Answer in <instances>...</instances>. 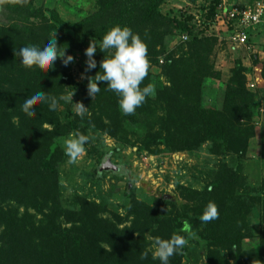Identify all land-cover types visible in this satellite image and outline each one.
<instances>
[{"label": "trees", "instance_id": "trees-1", "mask_svg": "<svg viewBox=\"0 0 264 264\" xmlns=\"http://www.w3.org/2000/svg\"><path fill=\"white\" fill-rule=\"evenodd\" d=\"M92 1L94 8L89 14L69 21L55 8L38 6L36 0H0L7 19L0 23V264H160L149 248L154 238L169 239L173 234L188 238V233L181 231L185 221L199 237L188 239V243L196 242L206 250L205 264H264V233L255 247L242 250L247 229L237 209L236 194L246 187L239 161L253 136L250 127L242 124V120L249 121L254 101L245 86V68L235 62L221 106L207 108L202 105L203 84L219 78L211 60L217 38L196 31L195 15L164 14L161 8L169 0ZM187 1L201 6L206 18H214L222 2ZM117 24L130 27L148 45L150 69L141 87L151 84L154 92L135 114L121 112L118 98L106 89V82L99 84L98 94L84 99L88 109L83 117L74 113L67 123L60 120L57 108L50 111L47 103L33 102L36 113L32 116L21 111L24 99L34 91L48 92L59 103L72 79L61 59L58 68L55 64L45 72L23 66L15 51L42 44L55 33L58 46L66 49L65 56L94 40L97 67L90 72L85 71L86 65L81 69L88 88V77L103 73L100 62L108 56L99 50V42ZM263 29L261 25L256 32ZM176 33L179 40L187 37L180 41L186 51L181 50L178 56L166 50ZM254 34H248L250 43H254ZM160 58L163 64H159ZM154 67L159 69L156 84ZM261 78L264 81V63ZM137 126L144 127L138 145L147 154L154 155L160 147L171 154L193 152L208 143L212 155H233L237 165L232 168L221 163L202 190L177 186L182 203L163 196L147 205L128 192L125 216L110 214L82 198H78L76 211L63 209L58 202V167L64 153L56 140L78 130L87 136L98 132L122 146H135L127 129ZM90 143L89 139L86 147L102 159ZM209 201L217 204L219 219L203 224L199 217ZM144 252L148 255L142 260ZM186 252L187 245L182 254L170 258V264H182Z\"/></svg>", "mask_w": 264, "mask_h": 264}, {"label": "rangeland", "instance_id": "rangeland-1", "mask_svg": "<svg viewBox=\"0 0 264 264\" xmlns=\"http://www.w3.org/2000/svg\"><path fill=\"white\" fill-rule=\"evenodd\" d=\"M222 7L229 9L243 6L249 0H221ZM38 6L48 9L55 8L64 20L77 21L89 14L94 4L92 0H36ZM187 0H169L163 5L164 14L177 12L196 15V31L209 38H217L211 53V60L219 78L207 80L203 84L202 105L207 108L220 107L223 92L230 71L238 61L245 68V86L253 94V105L249 121L242 120V124L250 127L252 138L249 141L245 157L239 161L240 173L246 187L237 192L240 210L245 220L246 238L242 241V250L249 251L258 243L259 236L264 233V81L261 78V68L264 63V29L255 32L252 42L254 48H233L227 43L225 21H217L220 15L206 18L201 6L193 7ZM192 8V9H191ZM189 9V10H188ZM207 10V8H206ZM4 10L0 3V23H7ZM264 25V24H263ZM222 26V27H221ZM225 33V34H224ZM178 33L168 41L166 50L179 55L186 51L179 40ZM88 43L82 50L75 52L74 59L65 68L72 79L66 84L59 98L57 112L60 120L67 123L72 114H77L75 104H83L90 96L85 87V79L81 76V69L86 65L88 57L85 55ZM183 48V49H182ZM60 58L55 62L59 67ZM158 68H153V82L156 84ZM74 93V94H73ZM73 94V96H72ZM72 97V99H71ZM139 128V130H138ZM128 139L135 146L120 144L110 137L98 132H89L92 147L103 155L99 158L89 151L82 154L75 164L68 163L64 154L62 163L58 167V202L65 210L76 211L78 198L94 202L110 214L125 216L128 207L127 193L133 194L136 200L152 205L159 197L178 200L177 186L202 190L209 184L221 163L228 167H236L233 155L217 157L210 153V145L204 143L193 152L168 153L160 147L154 154H147L139 149V139L144 127H129ZM73 133V132H72ZM71 134V133H70ZM69 135L56 140L64 153V140ZM108 158L110 168L103 166L104 158ZM175 197V198H174ZM106 215V214H105ZM124 225L120 226L122 228ZM243 232V230H242ZM151 241V239H148ZM154 252L153 246L149 247ZM206 250L196 242L187 244L186 257L182 264H205Z\"/></svg>", "mask_w": 264, "mask_h": 264}, {"label": "clouds", "instance_id": "clouds-1", "mask_svg": "<svg viewBox=\"0 0 264 264\" xmlns=\"http://www.w3.org/2000/svg\"><path fill=\"white\" fill-rule=\"evenodd\" d=\"M99 50L103 53L108 52V56H104L100 62V69L103 70V73L98 74V72L94 77H88L89 95L94 97L98 94L101 91L99 84L106 82V89L117 96L118 107L121 112L124 115L135 114L136 109L141 107L154 92L151 84L141 87L150 69L148 45L130 27L117 24L103 36L102 41L99 42ZM96 51L97 43L93 40L85 51V55L88 57L86 72L97 67L94 59ZM65 52L66 49L61 50V46H58L55 33L51 38L45 39L42 44L20 47L18 51L14 52V55L20 58V63L23 66L27 68L35 66L47 72L54 69L58 58L62 60L65 67L73 61L72 56L65 58ZM33 102L47 103L50 111L56 110L58 105L57 97L40 90L32 92L24 99L20 106L21 111L29 116L35 115L36 109L32 107ZM75 105L77 106V114L83 117L88 108H85L83 104ZM88 142L89 137L78 130L69 134L64 140V154L69 158V164H75L78 158L86 152L85 146ZM175 202L182 203L176 198ZM219 215L217 204L214 201H209L199 220L201 223L207 224L219 219ZM181 231L188 233V238L178 234H173L169 239L155 237L152 245L154 248L153 259H158L160 264H170L171 257L182 254L183 249L188 244V239L199 238L195 232H192L191 225L187 221L184 222ZM147 255V252L142 253L141 259H147Z\"/></svg>", "mask_w": 264, "mask_h": 264}, {"label": "built area", "instance_id": "built-area-1", "mask_svg": "<svg viewBox=\"0 0 264 264\" xmlns=\"http://www.w3.org/2000/svg\"><path fill=\"white\" fill-rule=\"evenodd\" d=\"M234 7L226 9L220 4L215 15L221 16L217 21L221 20V23L225 21L226 28L223 30L225 33L227 32V43L237 49L254 48L253 44L249 42L248 34L256 32V29L264 24V0H255L250 5ZM181 40L186 41V35L182 36ZM163 63V58H160L159 64Z\"/></svg>", "mask_w": 264, "mask_h": 264}, {"label": "water", "instance_id": "water-1", "mask_svg": "<svg viewBox=\"0 0 264 264\" xmlns=\"http://www.w3.org/2000/svg\"><path fill=\"white\" fill-rule=\"evenodd\" d=\"M103 166H104L105 168H107V169L110 168V164H108V158H107V157L104 158V160H103Z\"/></svg>", "mask_w": 264, "mask_h": 264}]
</instances>
